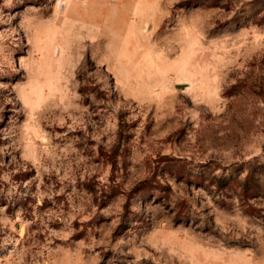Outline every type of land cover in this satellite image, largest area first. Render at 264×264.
Wrapping results in <instances>:
<instances>
[{"label": "rangeland", "instance_id": "obj_1", "mask_svg": "<svg viewBox=\"0 0 264 264\" xmlns=\"http://www.w3.org/2000/svg\"><path fill=\"white\" fill-rule=\"evenodd\" d=\"M0 264H264V0H0Z\"/></svg>", "mask_w": 264, "mask_h": 264}, {"label": "trees", "instance_id": "obj_2", "mask_svg": "<svg viewBox=\"0 0 264 264\" xmlns=\"http://www.w3.org/2000/svg\"><path fill=\"white\" fill-rule=\"evenodd\" d=\"M251 179H253V176H248L245 180V183H244V188H245V191H248L252 188V182H251Z\"/></svg>", "mask_w": 264, "mask_h": 264}]
</instances>
